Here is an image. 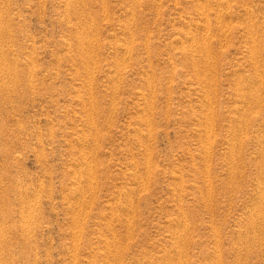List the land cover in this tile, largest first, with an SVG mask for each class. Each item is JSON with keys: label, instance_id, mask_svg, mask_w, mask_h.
Wrapping results in <instances>:
<instances>
[{"label": "rangeland", "instance_id": "374dc122", "mask_svg": "<svg viewBox=\"0 0 264 264\" xmlns=\"http://www.w3.org/2000/svg\"><path fill=\"white\" fill-rule=\"evenodd\" d=\"M0 264H264V0H0Z\"/></svg>", "mask_w": 264, "mask_h": 264}, {"label": "bare ground", "instance_id": "6f19581e", "mask_svg": "<svg viewBox=\"0 0 264 264\" xmlns=\"http://www.w3.org/2000/svg\"><path fill=\"white\" fill-rule=\"evenodd\" d=\"M252 25V24H251ZM250 26V25H249ZM253 28V27H252ZM254 29V28H253ZM256 29V28H255ZM255 31V30H254ZM252 32V31H251ZM258 32V31H257ZM256 35V34H255ZM252 40V39H251ZM197 44H198V41H197ZM196 44V45H197ZM256 45V44H255ZM205 46V45H204ZM203 47V46H202ZM200 48V47H199ZM204 48V47H203ZM208 48V47H207ZM207 50V49H206ZM208 51V50H207ZM255 51H256V49H255ZM210 56V55H209Z\"/></svg>", "mask_w": 264, "mask_h": 264}]
</instances>
